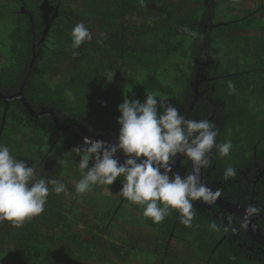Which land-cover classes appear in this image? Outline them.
<instances>
[{"label": "trees", "instance_id": "trees-1", "mask_svg": "<svg viewBox=\"0 0 264 264\" xmlns=\"http://www.w3.org/2000/svg\"><path fill=\"white\" fill-rule=\"evenodd\" d=\"M79 22L92 40L73 50L71 32ZM182 25L198 36L180 31ZM33 57L22 89L32 108L52 107L62 122L90 115L83 124L95 135L105 134L107 125L119 129L118 105L125 98L143 102L146 92L186 115L205 57L201 95L189 119H209L217 142L231 140L230 154L220 157L213 149L211 163L223 172L236 169L230 182L219 176L222 189L230 191L240 179L250 197L246 169L264 171V0H0L3 94L18 91ZM228 81L235 85L231 94ZM0 144L35 165L37 178L66 185V193L50 192L44 212L22 227L0 221V264H264V257L251 259L239 249L232 230L211 213L194 208L191 227L176 210L154 223L142 206L111 195L118 184L78 195L79 157H63L83 146L82 134L61 131L49 114L35 118L19 99L0 97ZM97 200L104 201L100 208L93 206ZM213 222L218 231L209 228Z\"/></svg>", "mask_w": 264, "mask_h": 264}, {"label": "clouds", "instance_id": "clouds-1", "mask_svg": "<svg viewBox=\"0 0 264 264\" xmlns=\"http://www.w3.org/2000/svg\"><path fill=\"white\" fill-rule=\"evenodd\" d=\"M140 2L143 4V0ZM179 30L194 38L198 36L187 25L180 26ZM71 39V48L75 50L85 41H91L92 33L83 22H79L72 29ZM72 54L78 55L76 51ZM227 87L230 94L235 92L232 81H228ZM65 94L72 97L70 90ZM118 111L117 143L85 137L83 146L64 153V162L71 161L73 155L79 157L82 178L75 183V192L83 195L93 186H110L121 177L118 195L142 206L145 217L160 223L172 210H176L180 214V222L191 227L197 215L194 202L212 206L222 195L220 189L214 191L202 183L200 176L203 169L211 167L213 149L220 157L230 154L231 140L217 142L219 132L211 120L189 119L166 98H157L152 92L145 93L143 102L125 98L118 105ZM118 150L126 157L122 163L116 157ZM178 155L191 161V173L182 176L173 171ZM90 160L93 161L91 167ZM236 175L233 167L223 172L225 180ZM50 192L57 195L66 193V185L56 179L37 178L35 165L28 166L26 160L17 159L7 146L0 144V221H10L15 227H22L26 220L44 212ZM261 212L264 209L249 204L244 209L240 227L247 228L252 218ZM227 220L225 231L231 228V216ZM220 227L215 222L209 224L213 231Z\"/></svg>", "mask_w": 264, "mask_h": 264}, {"label": "flooded vegetation", "instance_id": "flooded-vegetation-1", "mask_svg": "<svg viewBox=\"0 0 264 264\" xmlns=\"http://www.w3.org/2000/svg\"><path fill=\"white\" fill-rule=\"evenodd\" d=\"M204 79H205V76H203V71H202L201 76H198L197 78L195 77L194 84L195 86H197V90L200 91V87H199V85L201 84L200 81ZM199 91H198V97L201 95L200 93L201 91L200 92ZM202 92H203V89H202ZM189 108H190V105H189ZM188 109L186 111L185 116H187ZM106 128L108 130L106 131L105 134H107L110 138H112V140L115 143H117L119 129L111 130V126L109 125H107ZM116 156L119 157V159L121 160L126 159V157L122 154V151L120 150H118V152L116 153ZM142 158L143 157H141V159ZM210 159L212 160L213 156H211ZM184 169H188V171L183 172ZM192 170H193L192 163L186 156L178 155L175 158V163L173 165L174 172H179L182 176H184V175L191 173ZM246 173L250 176L248 180L251 181L252 192H250V197L246 196L248 194V188L246 187L243 189L240 179L234 180L236 184L232 186L233 188L230 189V191L228 190V188L230 187H228L227 189L226 188L222 189L221 185L223 184V182H222V179L219 178V176L223 175V171H220L218 166L215 165L214 162H212L210 168L202 170L200 179L202 183H206L207 186L212 188L214 191L216 189H220L222 195L220 198H218L215 205L209 206L207 204H204L201 201H196L194 202V208L197 209L199 213H201V215H203L204 213H206V215H209V213H211V215L214 218L220 219L221 224L223 225L228 224L227 218L231 216L232 223H231L230 230L236 229V231H232L233 241L237 242L236 244L238 245L239 249L246 250V253L248 254L249 258L256 259L259 257H264V244H261V243H264V212H261V214L253 218L258 225V228L262 234L261 236H255V235L252 236L248 232V227L244 228V231H243L240 225L243 219L242 209L246 208L249 204H252V205H255V206H258L264 209V190L261 189V176L264 174V171L261 170L259 174H255L252 171V169L248 167L246 169ZM215 181H217L218 183L216 184ZM243 190H246V191L244 192ZM232 196L234 199L232 198ZM240 201H246V202L242 203ZM255 237L257 239L263 238L262 239L263 242H261L262 240H257Z\"/></svg>", "mask_w": 264, "mask_h": 264}, {"label": "water", "instance_id": "water-1", "mask_svg": "<svg viewBox=\"0 0 264 264\" xmlns=\"http://www.w3.org/2000/svg\"><path fill=\"white\" fill-rule=\"evenodd\" d=\"M43 34H46V31L43 33ZM204 52V50H203ZM33 61H34V57L32 58V61L29 65V68H28V72L26 73V75L24 76L22 82H21V85L18 89V91L14 94H11V95H5L2 93V91L0 90V97L6 102L8 103L9 101L13 100V99H19L22 104L24 105V107L26 108V110L30 113V115L34 116L35 118H38V117H41V116H44V115H51L53 118H54V121H55V124L56 126L58 127V129H62V130H73V129H78L79 131H81V133H83V135H87V136H90V137H95L96 140H101V141H104V140H112V138L108 137L107 134H103V135H95L93 134L84 124H83V121L84 120H87L89 118L90 115H87L86 118H83L79 121H76V120H71L69 122H62L60 117H59V114L52 108V107H49V106H46V107H42L40 110L36 111L32 108V106L30 105V103L27 101V99L24 97L23 93H22V89H23V86L26 82V79L28 78V76L30 75L31 71H32V64H33ZM206 58L204 57V60L202 62V66L200 68V71L197 73L196 75V78L198 76H201L202 75V71H203V66L206 64ZM195 94H194V98L190 104V108L188 109V113H187V118H189V115L193 109V106L194 104L197 102V99H198V90H197V86H195ZM94 139V138H93ZM245 209V208H244ZM244 209L243 210V216H244ZM248 232L253 236H261V232L258 228V225L256 223V221L252 218L251 220V223L248 225ZM256 238V237H255ZM257 239V238H256ZM263 239V238H262ZM262 239H257V240H262ZM263 242V240L261 241ZM261 244H264V243H261Z\"/></svg>", "mask_w": 264, "mask_h": 264}, {"label": "rangeland", "instance_id": "rangeland-1", "mask_svg": "<svg viewBox=\"0 0 264 264\" xmlns=\"http://www.w3.org/2000/svg\"><path fill=\"white\" fill-rule=\"evenodd\" d=\"M235 5H237V6H241L242 5V2H235ZM133 90L135 89V87H131ZM128 92H131V91H128ZM127 92V93H128ZM80 133H81V131H80ZM82 134V141H84V138L85 137H87V138H89V139H91V140H96V138L95 137H90V136H87V135H83V133H81ZM109 137V136H108ZM111 144H115V143H111ZM92 162V164H93V161H91ZM92 166V165H91ZM116 182V183H115ZM112 185H111V187H115L114 185H117L118 183H121V181L119 180V178H117L116 179V181H115ZM145 234V233H144ZM145 244V243H144Z\"/></svg>", "mask_w": 264, "mask_h": 264}, {"label": "crops", "instance_id": "crops-1", "mask_svg": "<svg viewBox=\"0 0 264 264\" xmlns=\"http://www.w3.org/2000/svg\"><path fill=\"white\" fill-rule=\"evenodd\" d=\"M121 181H122V180H121ZM106 186H107V185H106ZM120 188H121V183H118V187H117V189L112 190V192H111V187H110V189H108L107 192H108V193L111 192V195H114L116 192H119ZM100 200H102V199H100ZM103 204H104V201H98V200H97L96 203H95V205H93V206L96 207V208H100Z\"/></svg>", "mask_w": 264, "mask_h": 264}, {"label": "bare ground", "instance_id": "bare-ground-1", "mask_svg": "<svg viewBox=\"0 0 264 264\" xmlns=\"http://www.w3.org/2000/svg\"><path fill=\"white\" fill-rule=\"evenodd\" d=\"M104 141H106V142H108V143H115L113 140H104Z\"/></svg>", "mask_w": 264, "mask_h": 264}]
</instances>
